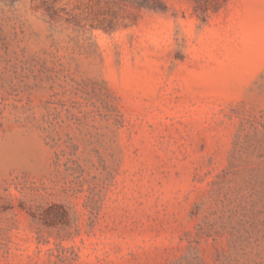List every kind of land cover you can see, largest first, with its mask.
<instances>
[{
    "label": "rangeland",
    "instance_id": "374dc122",
    "mask_svg": "<svg viewBox=\"0 0 264 264\" xmlns=\"http://www.w3.org/2000/svg\"><path fill=\"white\" fill-rule=\"evenodd\" d=\"M0 0V264H264V0Z\"/></svg>",
    "mask_w": 264,
    "mask_h": 264
},
{
    "label": "trees",
    "instance_id": "16d2710c",
    "mask_svg": "<svg viewBox=\"0 0 264 264\" xmlns=\"http://www.w3.org/2000/svg\"><path fill=\"white\" fill-rule=\"evenodd\" d=\"M131 1L138 7L148 8V9H164V0H126ZM194 3V10L198 15L206 20L211 13L218 12L222 9L229 0H192Z\"/></svg>",
    "mask_w": 264,
    "mask_h": 264
}]
</instances>
